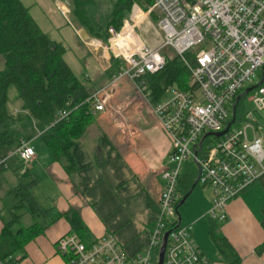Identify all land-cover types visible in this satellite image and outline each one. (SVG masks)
I'll use <instances>...</instances> for the list:
<instances>
[{
  "label": "built area",
  "instance_id": "obj_1",
  "mask_svg": "<svg viewBox=\"0 0 264 264\" xmlns=\"http://www.w3.org/2000/svg\"><path fill=\"white\" fill-rule=\"evenodd\" d=\"M57 9L67 19L72 15L67 1L58 3ZM150 26L161 35L154 46L146 44L137 32ZM108 33L106 43L120 65L110 81L87 98L93 113L105 110L111 88L122 78L132 81L149 100L145 76L164 68L168 47L188 68L190 88L169 86L162 100L151 103L171 140V151L162 171L164 187L147 246L128 254L112 233L89 243L67 234L59 239L57 249L67 257V264H157L163 236L169 231L163 264H213L194 239L193 225L179 223V179L183 164L195 162L197 183L213 191L206 217L221 223L228 219L229 203L264 175V136L250 112H245L243 126L232 125L213 145L205 147L202 140L205 133L225 128L235 98L247 85H258L247 95L264 114V0H151L146 9L135 2L121 28L110 26ZM187 52L193 53V60L185 56ZM257 72L259 79L254 83ZM67 115L62 111L59 120ZM12 155L26 170L35 150L30 141L22 140L12 153L0 158V167H6Z\"/></svg>",
  "mask_w": 264,
  "mask_h": 264
},
{
  "label": "crops",
  "instance_id": "obj_2",
  "mask_svg": "<svg viewBox=\"0 0 264 264\" xmlns=\"http://www.w3.org/2000/svg\"><path fill=\"white\" fill-rule=\"evenodd\" d=\"M20 1L38 26L64 47L63 58L89 97L110 81L120 61L114 58L106 42L96 43L72 15L67 19L57 9V4L62 1L71 4L69 0ZM40 133L41 130L38 135ZM170 151L171 140L153 114L151 102L137 91L132 81L120 79L111 88L105 110L93 113L91 123L70 149L74 166L71 172L65 170L64 164L51 153L46 155L41 149L31 166L23 169V173L20 171L27 175L32 169V184L40 191L38 200L42 210H50V213L38 216L41 222L33 219L30 223L37 222L46 227L25 244L23 252L15 253L16 259L24 255L16 264H67V257L59 253L57 243L71 231L70 224L65 218L48 222L54 212L64 213L70 208L78 210L91 241L112 233L126 253L140 252L150 241L164 187L162 171L168 165ZM9 160L6 167H0V177L12 168ZM192 169L195 175L191 184L198 175V167L190 160L183 164V185ZM10 178L11 184L16 183L14 175ZM0 187H3V178ZM15 187L12 186L10 192ZM183 187L180 186L181 191ZM262 188L257 182L242 191L229 203L228 219L218 222L216 234L225 238L230 250L239 258L238 264H264V253L256 252L264 242ZM190 195L193 196L191 199ZM212 195L210 187L196 183L187 196L191 209L185 222L180 208L177 209L179 223L193 225L194 239L213 264H230L227 255L211 237L206 213ZM2 197L0 195V232L15 215H19V223L15 226L30 225L27 224L30 221L23 222L24 216H34L17 206L18 196L15 194L16 201L6 208V216Z\"/></svg>",
  "mask_w": 264,
  "mask_h": 264
},
{
  "label": "trees",
  "instance_id": "obj_3",
  "mask_svg": "<svg viewBox=\"0 0 264 264\" xmlns=\"http://www.w3.org/2000/svg\"><path fill=\"white\" fill-rule=\"evenodd\" d=\"M70 1L73 20L91 37L105 42L109 38L108 28L113 26L119 30L135 2L143 7L151 3V0ZM64 52V47L38 26L29 9L20 0H0V158L12 153L22 140L33 138L30 130L39 126L41 133L38 137L49 152L64 164L65 170L71 172L73 169L70 149L91 123L93 112L92 103L87 101L89 94L65 62ZM165 56L164 68L145 76L150 85L149 100L152 104L165 97L169 86L184 90L190 88V73L181 58L176 54L171 57L167 53ZM185 56L190 60L194 58L192 52H187ZM10 86L16 90V97L12 100L19 102L20 110L16 114L8 104ZM239 101L236 105V121L241 120L244 115L238 108ZM62 111H67L68 115L59 120ZM210 137L217 140L214 136H207L204 140L207 141ZM189 172L185 185V177L180 175V199L192 185L191 178L195 171L192 169ZM257 182L264 189V175ZM180 186H184L182 191ZM13 192L18 196L17 206L32 216L50 213V210L38 207L31 195L30 184H19ZM261 212V225L264 228V204ZM49 218L48 223L65 218L71 227L68 234L76 235L83 242H91L78 210L70 208L64 213L54 212ZM18 219L19 215H15L4 224L0 232V261L3 264H16L22 259L24 255L16 259L15 253L23 252L25 244L41 234L46 227L37 222L28 226H15L19 223ZM209 221L212 239L227 255L230 264H238L239 258L230 250L225 238L216 234L218 222ZM256 252L264 253V242L256 248Z\"/></svg>",
  "mask_w": 264,
  "mask_h": 264
},
{
  "label": "rangeland",
  "instance_id": "obj_4",
  "mask_svg": "<svg viewBox=\"0 0 264 264\" xmlns=\"http://www.w3.org/2000/svg\"><path fill=\"white\" fill-rule=\"evenodd\" d=\"M70 1V0H69ZM59 2V0H58ZM71 2V1H70ZM141 6V5H140ZM143 9H146L147 7H143L141 6ZM152 24H155L154 21L151 22ZM78 24V23H77ZM79 25V24H78ZM81 27V26H80ZM138 32V35L142 38L143 41H145L146 44H149L150 46H154L156 45L160 39H161V35L156 31V29L152 26L149 27V29L145 30L144 27H141L140 29L137 30ZM93 39H97V38H94L92 37ZM98 40V39H97ZM101 40V39H99ZM103 41V40H101ZM105 42V41H104ZM196 51V50H195ZM166 52L165 54L167 55L170 54L171 57L175 54L174 51L172 50V48L168 47L165 49ZM2 66V60L0 59V67ZM259 75L260 73L257 72L256 74V78H254V83L257 82V80L259 79ZM253 83V84H254ZM249 85H247L248 87ZM8 93H9V97H10V100H9V108L10 110L16 114V112L19 109L18 105H19V102L18 101H15V100H12L13 97H16V90L13 86H10L9 87V90H8ZM252 92H250L249 94H251ZM249 95L247 96H244L240 101H239V109L242 110L245 114V112H250L252 115H253V119L256 120L257 123L260 124L261 126V130H260V133L264 136V114L262 112H259L254 104L252 103V101L249 99ZM244 116V115H243ZM242 116V118H243ZM241 118V120H238L236 121L234 124H233V127L234 126H238V125H241L243 126L245 123H243L244 121H242L243 119ZM40 127L39 126H36L35 128L31 129L30 130V133L32 134L33 136V142H32V146L35 150V154L37 155V151L38 149H41V151L43 153H46V155H51L49 150L46 148L45 145H43L41 139L38 137V132L40 131ZM248 138L251 140L253 138V135H252V131L249 129L248 130ZM31 142V140H28ZM216 139H213V137H210L205 143V147L207 145H213V142H215ZM37 150V151H36ZM8 159H10L8 161V164L11 165V169H8L6 170L7 172H5V174H3L2 177H0V179L3 178V187H0V195H3L2 199H3V207L5 208V210H3V213L5 214V216L7 215V210L6 208L7 207H10L11 206V202L14 200L16 201V197H15V194L10 192V188H12V186H17L19 184H30V192H31V195L34 196L35 200H36V203L38 205V207L40 209H42V204L41 202L38 200V194L40 193V191L36 188H34L33 186V176H32V169L28 170V173L27 175H22L20 174V171H22L21 173H23V169L25 168L23 163L21 162V160L17 157V156H10ZM29 166H31V164H29ZM10 168V167H9ZM18 168V169H17ZM14 175V179H16V183H12L11 184V181L12 179L10 178V176H13ZM2 181V180H1ZM259 185H261L259 183ZM263 189V188H262ZM264 191V190H263ZM190 199L193 197H191V195L189 196ZM189 198H187V200L181 205V206H178V209H179V213L180 215L182 216V219H183V222H185V219L189 216L190 214V204H189V201H190ZM17 202H18V199H17ZM189 208V209H188ZM184 210V211H183ZM183 214V215H182ZM38 216H42V215H36L34 216L33 218L31 216H24V221L23 222H26V221H30L29 223L27 224H30L31 222H33V219H37ZM38 220V219H37ZM39 222H41V220L39 219L38 220Z\"/></svg>",
  "mask_w": 264,
  "mask_h": 264
},
{
  "label": "water",
  "instance_id": "obj_5",
  "mask_svg": "<svg viewBox=\"0 0 264 264\" xmlns=\"http://www.w3.org/2000/svg\"><path fill=\"white\" fill-rule=\"evenodd\" d=\"M258 85H252L250 87H247L246 89H244L239 95H237V97L234 100L233 103V107H232V118L231 120L226 124L225 128L220 131V132H207L204 134L202 140L207 137V136H214V137H221L224 134H226L228 132V130L230 129V127L235 123L236 121V117H235V112H236V105L238 103V101L243 98L244 96H246L250 91L254 90ZM201 140V141H202ZM198 181V175L195 179V181L193 182L190 190L186 193V195H184L182 197V199L179 202V205H181L184 200L187 198V196L191 193V191L194 189L196 183ZM169 231L165 232L164 236H163V241L159 250V259H158V263L157 264H163V256H164V251H165V246H166V241H167V236H168Z\"/></svg>",
  "mask_w": 264,
  "mask_h": 264
}]
</instances>
